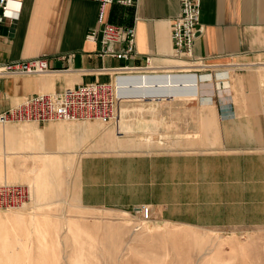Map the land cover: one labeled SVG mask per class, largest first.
I'll return each mask as SVG.
<instances>
[{"label": "crops", "instance_id": "1", "mask_svg": "<svg viewBox=\"0 0 264 264\" xmlns=\"http://www.w3.org/2000/svg\"><path fill=\"white\" fill-rule=\"evenodd\" d=\"M19 1L18 16L0 24V62L45 55L50 70L1 77L0 112L24 96L96 81H117L124 97L121 107L142 102L146 91L196 88L188 82L166 86L153 76L123 75L151 71L148 59L150 65L162 61L159 68L174 60L171 26L180 12L179 0H137L133 6L114 3L107 8V21L135 28L136 52L127 60L99 56L100 41L86 38L98 26L97 2ZM200 23L203 31L195 55L214 65L211 72L228 73L221 84L214 79L210 91L183 110L182 120L199 121L201 112H209L199 111L207 101L215 121L209 139L170 142L171 149L152 152L81 153L77 175L81 206L129 212L148 204L155 218L180 225L224 230L264 226V0H202ZM125 66L133 69H122ZM128 96L137 97L129 101ZM91 122H74L77 127L36 124L45 128L47 152L61 156L64 145L53 136L77 130L72 142L93 138L84 132L103 137L106 130L101 124H87ZM190 130L198 128L184 132Z\"/></svg>", "mask_w": 264, "mask_h": 264}, {"label": "rangeland", "instance_id": "2", "mask_svg": "<svg viewBox=\"0 0 264 264\" xmlns=\"http://www.w3.org/2000/svg\"><path fill=\"white\" fill-rule=\"evenodd\" d=\"M159 63L162 61H152L158 67L155 70L123 75L153 76L166 86L188 82L196 88L146 91L142 102L119 105L118 117L111 123H87L101 124L106 130L103 137L98 132L80 131L93 138L79 137L72 142L70 137L77 130L53 136L58 145H64L61 156L47 152L45 128L55 123L79 124L57 121L39 128L34 122H0V130L6 131V136L1 135V178L3 183L23 186L28 194L23 207L0 209V264H264V226L199 228L154 215L145 220L136 209L126 212L80 205L77 175L81 153L152 152L171 149L172 142L209 139L208 131L215 127L213 107L203 102L199 111L209 112H201L199 121L182 120V114L193 100L210 91L212 81L202 83L187 67L163 69ZM175 64L187 65L184 61ZM137 96L127 98L132 101ZM23 125L30 127L23 129ZM195 127V132H184ZM211 139L214 143L216 138ZM70 149L75 151H64Z\"/></svg>", "mask_w": 264, "mask_h": 264}, {"label": "built area", "instance_id": "3", "mask_svg": "<svg viewBox=\"0 0 264 264\" xmlns=\"http://www.w3.org/2000/svg\"><path fill=\"white\" fill-rule=\"evenodd\" d=\"M99 4L98 26L89 30L86 38L99 40L101 57L129 59L136 52L134 27L117 25L106 20L107 8L114 4L133 6L137 0H91ZM180 12L171 26L173 57L188 65V72L197 74L201 80L222 83L228 70L211 72L214 65L195 55V44L203 31L200 23L202 0H179ZM19 0H0V24L7 18H16L20 12ZM1 36V35H0ZM70 57V56H68ZM150 66V59L147 60ZM127 67V68H126ZM124 70H130L125 66ZM50 70L47 56L41 55L24 60L0 62V78L7 76H36ZM206 76V77H205ZM202 77H205L202 79ZM116 80L88 82L58 92H39L24 96L20 103L0 112V122H34L46 124L54 121L111 123L117 116L120 100ZM127 98V97H125ZM28 194L23 186L0 184V209L13 210L26 205ZM142 218L152 217V209L143 204L136 209Z\"/></svg>", "mask_w": 264, "mask_h": 264}, {"label": "bare ground", "instance_id": "4", "mask_svg": "<svg viewBox=\"0 0 264 264\" xmlns=\"http://www.w3.org/2000/svg\"><path fill=\"white\" fill-rule=\"evenodd\" d=\"M181 61V60H180ZM180 61L179 60H176V59H174V60H170L169 61V63H163L164 65H163V69L164 68H166V69H168V68H171V67H174V68H188V65H176L175 64V62H178V63H180ZM171 62V63H170ZM152 63V62H151ZM156 68H158V67H156V66H152V64L150 65V68L149 69H153V70H155ZM158 70V69H157ZM133 72V71H132ZM202 83L204 82V81H201ZM211 82V81H210ZM204 102H207V101H204ZM6 124V123H5ZM30 126L29 125H23V126H21V128H23V129H25V128H29ZM5 132L6 131H4L3 129L2 130H0V151H1V149L3 148V144H2V136L1 135H3L4 136V134H5ZM5 136H6V134H5ZM35 168H37V167H35ZM2 176L0 175V183H3L5 180L3 179V178H1ZM6 183V182H5Z\"/></svg>", "mask_w": 264, "mask_h": 264}]
</instances>
